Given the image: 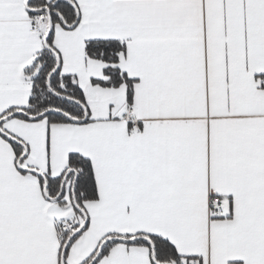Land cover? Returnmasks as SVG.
Segmentation results:
<instances>
[{
  "label": "snow or ice",
  "instance_id": "1",
  "mask_svg": "<svg viewBox=\"0 0 264 264\" xmlns=\"http://www.w3.org/2000/svg\"><path fill=\"white\" fill-rule=\"evenodd\" d=\"M0 264H264V0H0Z\"/></svg>",
  "mask_w": 264,
  "mask_h": 264
}]
</instances>
